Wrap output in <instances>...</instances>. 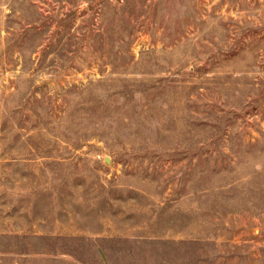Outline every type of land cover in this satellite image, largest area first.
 <instances>
[{
  "label": "rangeland",
  "instance_id": "1",
  "mask_svg": "<svg viewBox=\"0 0 264 264\" xmlns=\"http://www.w3.org/2000/svg\"><path fill=\"white\" fill-rule=\"evenodd\" d=\"M0 264H264V0H0Z\"/></svg>",
  "mask_w": 264,
  "mask_h": 264
}]
</instances>
